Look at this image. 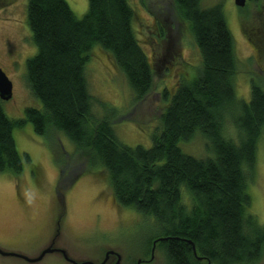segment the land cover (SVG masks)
Here are the masks:
<instances>
[{"label":"trees","instance_id":"16d2710c","mask_svg":"<svg viewBox=\"0 0 264 264\" xmlns=\"http://www.w3.org/2000/svg\"><path fill=\"white\" fill-rule=\"evenodd\" d=\"M171 1L198 48L200 67L195 75H180L171 95L163 91L160 125L145 148L121 143L111 120L93 115L85 78L91 50L98 47L124 75L134 102L150 91L153 69L134 34L128 0H87L80 18L65 0H27L36 51L26 60L25 80L40 107L10 119L0 100V172L18 177L23 169L14 128L30 122L37 135L62 133L76 151L86 152L84 174L104 178L118 206L150 219L152 240L166 238L157 241L165 264H255L264 252V227L249 212L247 188L264 134V90L253 79L249 100L237 97L238 62L220 4ZM245 36L264 64V33ZM228 124L235 139L226 134ZM196 134L205 142L202 157L181 146Z\"/></svg>","mask_w":264,"mask_h":264},{"label":"rangeland","instance_id":"374dc122","mask_svg":"<svg viewBox=\"0 0 264 264\" xmlns=\"http://www.w3.org/2000/svg\"><path fill=\"white\" fill-rule=\"evenodd\" d=\"M77 18L87 11V0H65ZM27 0H0V68L12 82V96L1 101L10 119L24 118L27 107H40L25 80L26 60L36 48L26 22ZM134 12L133 30L153 69L150 91L134 102L124 75L98 47L91 50L85 66L88 92L96 118L111 120L117 139L128 146H151L150 133L158 128L165 105L163 91L171 95L180 75L198 73L200 56L194 39L171 0H128ZM220 4L234 41L238 62L235 91L245 101L254 79L264 90V64H258L252 44L245 36L264 33V0H201V7ZM162 31V37L157 35ZM264 37V36H263ZM264 63V62H263ZM102 103L111 107L104 108ZM142 128V129H141ZM226 134L235 139L228 124ZM16 150L23 160L18 177L0 172V248L36 257L51 243L65 249L77 262L99 264L107 251L120 255L119 264H165L164 250L153 246L156 228L136 211L118 206L104 178L90 173L86 152L59 132L37 135L30 122L12 131ZM204 139L196 134L181 145L195 157L205 154ZM28 156L29 160L24 158ZM64 168V171L61 172ZM249 212L264 227V134L257 145L252 177L248 176ZM150 250L153 252L150 253ZM111 257L105 264H113ZM0 264H69L60 254H46L36 263L0 255ZM255 264H264L262 258Z\"/></svg>","mask_w":264,"mask_h":264},{"label":"water","instance_id":"95a60500","mask_svg":"<svg viewBox=\"0 0 264 264\" xmlns=\"http://www.w3.org/2000/svg\"><path fill=\"white\" fill-rule=\"evenodd\" d=\"M247 1H250V0H233L235 6H237V7H243ZM11 96H12V82L6 76L4 71L0 68V100L1 101H7L11 98ZM164 240H166V238H157L156 240H154L153 246L155 245V243L157 241H164ZM51 244L53 247H51ZM51 244L46 246L44 249H42L41 252L36 257H29V256H26L24 254H21L19 252H15V251H5L1 248H0V255L5 256V257H9V256L10 257H16V258L22 259L28 263H36V262H39L40 260H42V258L46 254L58 253L69 264H94L91 261L77 262L76 260L69 257V255L67 254L65 249L56 245L55 243H51ZM113 254H116V257H117L115 264H119L120 255L118 253L114 252L113 250L107 251L104 255L103 260L99 264H105L108 261L110 255H113ZM207 264H209V263H207Z\"/></svg>","mask_w":264,"mask_h":264},{"label":"flooded vegetation","instance_id":"af4514ba","mask_svg":"<svg viewBox=\"0 0 264 264\" xmlns=\"http://www.w3.org/2000/svg\"><path fill=\"white\" fill-rule=\"evenodd\" d=\"M154 241V240H153ZM51 247H53L52 246V244H51ZM150 253L152 254L153 252L150 250ZM110 257H111V262L113 263V264H115V262H116V260H117V257H116V254H113V255H110ZM109 257V258H110ZM109 260V259H108ZM142 260L141 259H138L137 260V264H140V262H141ZM108 262V261H107Z\"/></svg>","mask_w":264,"mask_h":264}]
</instances>
